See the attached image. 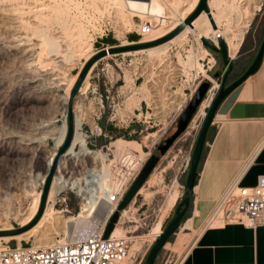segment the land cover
<instances>
[{
    "label": "rangeland",
    "instance_id": "rangeland-1",
    "mask_svg": "<svg viewBox=\"0 0 264 264\" xmlns=\"http://www.w3.org/2000/svg\"><path fill=\"white\" fill-rule=\"evenodd\" d=\"M158 1L171 18L180 17L194 7L195 2L197 4L199 2V0ZM119 2L115 4L113 0H0V92L2 94L5 91L2 96L5 100L7 99L5 104L8 103L7 106H0V146L4 147V152L0 155V190H4L9 181L20 185L18 190L20 192L17 191L15 196H11V199L10 196L7 197L9 200L0 196V203H2L0 204V230L6 229V231H0L1 233L26 227L38 215L44 190V184L41 182L43 181L42 175H38L42 174L41 172L45 173L46 164L53 153L60 161L71 147L60 153L67 136V132L64 135V127L68 126L69 113L72 115L74 124L76 120L81 119L83 131L80 129V134L85 138L93 123L90 111L96 106L100 97L103 101V108L100 110L97 122L101 123L108 133L111 131L110 134L113 135L111 140L96 136L85 138L89 153H91L86 159L87 168L82 175L83 179L78 184L82 192L90 198H106L111 181L110 174L113 170L111 166L117 161L119 152L129 150L134 154H140L142 148L149 144L148 134L152 130L150 126L157 121L152 109L155 97L160 90V73L158 74V72L161 52L143 51L151 49L149 48L106 55L105 59L101 58L92 64L78 90L72 94L80 73L95 56L96 51L107 46H130L133 45L132 42L140 44L147 41L146 37L137 35V29L141 21L151 19L147 18L148 15L144 13L129 11L122 1ZM209 2L213 6L217 3L216 0H209ZM176 3H179L178 6ZM217 4L210 7L223 19L219 24L223 36H233L235 40L233 42L237 44L242 33L245 32L239 53H244L252 47H259L264 34V0H218ZM174 9L179 12H177L178 15L175 14ZM154 22L156 34H163L164 31L160 29V18H156ZM196 33L200 34L197 31ZM130 36H135L137 41H132ZM47 40L49 41L47 42ZM111 40H113L112 43H108ZM55 42L57 46L61 44L60 47H57L56 44L54 46ZM15 46L18 48L16 49ZM24 48L34 49L33 56L37 57L34 63L29 62L26 55L22 53ZM217 57L218 63L221 64L218 55ZM28 67L30 68L28 69ZM37 79L45 81H40V86L37 87L38 91L32 90L31 94L48 98L46 99L48 101L43 105H37V103H33L34 106L22 105L20 101L27 91L25 88ZM24 85L26 86L24 87ZM93 87H96V94L92 92ZM7 91L8 93H6ZM180 92L181 89L177 91V93ZM69 100L72 103V108L70 111H66L62 104ZM37 106L40 108L38 109ZM56 111L55 127L62 133L56 130L54 135L39 136L37 141L40 142L36 143L37 149L36 145H34L35 148L30 149L27 146L32 139L28 131L29 125L48 117L49 114L56 113ZM174 130L175 128L169 135ZM63 137L64 141L58 147ZM21 138L24 142L21 141L22 144L19 142ZM6 145H8L7 148ZM192 150L193 148L190 149L187 142L175 145L161 164L159 163L153 170L142 186V192L137 193L132 203L124 209L126 212L120 218L116 234L126 236L129 239V245L125 258L118 264H145L147 254L158 238L156 236L160 235L161 231L163 232L168 222L163 223L162 226L160 223L168 214L171 217L174 209V207L172 209L173 204L179 203L184 196V182L188 171L182 173L183 161L188 154L191 156ZM99 153L103 157L97 161L96 172H93L94 157L92 156ZM154 153H156V149L152 152V154ZM53 171L51 173L54 179ZM166 176L170 180L169 182ZM12 177L14 180L11 179ZM24 190L28 193H24ZM1 192L0 194H2ZM18 194L21 195V198ZM38 195H41L38 211L24 226ZM18 196L19 198H17ZM234 198V196L228 198L224 208L229 207ZM83 202V198L75 191L66 190L59 196L54 206L57 211L61 212L60 216L63 217L60 219L61 221H48L49 223L45 224L46 227L41 228V234V229L36 227L41 222L42 215L39 222L37 221L34 226L21 234L0 235V246L5 244L38 246L40 240L44 239L42 237L44 234L48 238L51 237L49 242L80 236L81 228L87 224V221L93 220L87 218V221L81 223L78 219ZM46 209L47 203H45L43 211L45 212ZM71 218H74L72 224H64ZM67 225H72V227L67 230ZM28 232L32 233L24 236ZM155 237L156 239L153 240ZM175 238L176 236L173 235L169 239V245L165 247L164 251L162 249L156 264H175L176 260L182 257L189 239H185L179 246L172 247Z\"/></svg>",
    "mask_w": 264,
    "mask_h": 264
},
{
    "label": "built area",
    "instance_id": "built-area-1",
    "mask_svg": "<svg viewBox=\"0 0 264 264\" xmlns=\"http://www.w3.org/2000/svg\"><path fill=\"white\" fill-rule=\"evenodd\" d=\"M154 20H156L155 17L151 20L141 21L138 25L137 35L141 37L149 35L155 29ZM167 20L160 16V29L164 31L163 37L182 24L178 18H175L172 21L175 22L176 26L171 27L170 21ZM202 38L207 39L212 45L219 48L218 39L222 37L219 34H209L205 37L197 36L190 29L180 43L169 44L161 52L160 70L158 72V74L160 73V90L157 97H155L152 109L157 121L150 126L152 130L148 134V137H150L149 144L142 148L140 154L122 150L118 153L117 161L111 166L113 170L110 174L111 181L105 204L107 205V211L113 210L112 214L117 210L118 205L147 160L153 155L152 152L176 128L181 113L193 98L199 85L207 80L210 86L198 107L197 112L200 110L199 117L194 122L191 120L187 127V129L191 128L195 136H198L207 111L220 89V80L214 79L211 75V71L217 62L214 56L215 53L202 43ZM111 47L101 48L94 54L96 55L98 52L108 50ZM102 59H105V57ZM179 89H181V92L177 93ZM92 92L97 93L96 87L92 88ZM95 105L90 111L93 119L92 128L89 127L88 135L85 131V138L89 139L96 136L111 140L113 135L102 129L97 122L100 110L103 108V101L100 97ZM81 131H83L82 127ZM190 160L191 156L188 154L183 161L182 173L189 170ZM253 161L250 156L244 162L239 173L244 170V174ZM237 176L217 202L211 219L237 222L252 229L264 226V175L259 176L257 184L250 188L241 187L239 181L234 183ZM231 185H233L232 191L225 197ZM231 196L235 197L234 200L229 207L224 208L225 202ZM123 211L119 212V218L114 229L119 224ZM112 214L107 217L103 216L90 232L74 238L56 240L48 246L36 247L32 244L14 246L5 244L0 246V264H118L128 252L129 239L126 236L113 235L114 229L107 239H103L105 228Z\"/></svg>",
    "mask_w": 264,
    "mask_h": 264
},
{
    "label": "crops",
    "instance_id": "crops-1",
    "mask_svg": "<svg viewBox=\"0 0 264 264\" xmlns=\"http://www.w3.org/2000/svg\"><path fill=\"white\" fill-rule=\"evenodd\" d=\"M207 3L212 11L211 2L207 0ZM258 48L252 47L244 53L238 51L239 54L237 53L235 58L230 54V60L233 62L231 82L239 78L252 64ZM214 56L217 62L211 71L212 76L217 71L226 70L222 63H218L217 55ZM199 114L200 110L193 116V122L198 119ZM99 125L107 131L101 123ZM196 139L197 136L188 128L167 153L180 142H187L188 147L192 149ZM263 140L264 53L258 69L233 89L217 108L205 140L189 210L177 233L175 232L176 238L171 245L179 246L185 239H189L184 254L175 264H264V226L252 229L237 222L211 219L217 202L237 176L244 162ZM167 153L161 157L160 164ZM261 175H264V147L242 176L240 186L254 187ZM166 178L169 182L167 176ZM141 192L142 190L138 194ZM176 205L177 203L173 204L171 217L168 214L160 223L161 226L170 221ZM188 223L191 228H186ZM167 245L169 242L162 248L163 251ZM162 249L156 257L155 264Z\"/></svg>",
    "mask_w": 264,
    "mask_h": 264
},
{
    "label": "bare ground",
    "instance_id": "bare-ground-1",
    "mask_svg": "<svg viewBox=\"0 0 264 264\" xmlns=\"http://www.w3.org/2000/svg\"><path fill=\"white\" fill-rule=\"evenodd\" d=\"M114 1V3L115 4H117L119 1H122L123 2V4H124V6L125 7H127V9L130 11V10H132V11H135V12H140V13H144V14H146V15H148L147 16V18H150V19H152L151 17H156V18H160V16H163L164 18H166V19H168L170 22V26L171 27H173V26H176L175 25V22L174 21H172V20H175V18H171L170 17V15H167L166 14V11H165V9L163 8V6L160 4V2L158 1V0H113ZM165 1V0H164ZM195 1H197V0H195ZM216 2L218 3V0H216ZM120 3V2H119ZM186 3V2H185ZM193 3V2H192ZM191 3V4H192ZM217 3H215L214 4V6H216V5H218ZM179 4V3H178ZM178 4L176 3V5L178 6ZM262 4V3H261ZM185 5H187V4H185ZM194 5V7H192V6H190V7H192L188 12H186V13H183L182 15H180V17H176V18H178L179 20H180V22L181 23H183L185 20H186V18L189 16V14L195 9V6L197 5V2H195V4H193ZM212 5V4H211ZM213 5L211 6V7H214ZM172 8V7H171ZM170 8V9H171ZM178 8V7H177ZM253 8H255V7H253ZM260 8V7H259ZM176 9V8H175ZM174 9V10H175ZM257 9V8H256ZM255 9V10H256ZM177 10V9H176ZM175 10V11H176ZM218 10V9H217ZM175 11H173V12H175ZM181 11V10H180ZM220 11V10H219ZM257 11V10H256ZM172 12V11H171ZM178 11H176L175 12V14L176 15H178V13H177ZM253 12V11H252ZM254 13V12H253ZM252 13V14H253ZM4 14V13H3ZM211 16H212V19L214 20V23H215V25H216V29L214 30L213 28H212V26H211V24H210V21H209V19H208V17H207V15L203 12V13H201L193 22H192V24H191V26L189 27V26H185L184 27V29L180 32V33H178L175 37H173L171 40H170V42L168 41V42H166V43H163V44H161V45H158V46H154V48L153 47H151V49H149V50H143V51H147L148 53H157V52H162V51H164L166 48H167V46L169 45V44H174V43H176V42H179L180 43V41L181 40H183V38H184V36H185V34L188 32V31H190V29H192L193 30V32L197 35V36H207V35H209V34H212V35H216V34H219V36L220 37H222L224 40H225V43H226V45H227V49H228V54H229V56H230V54H231V56L233 57V58H235V56L237 55V53H238V51H239V48H240V46H241V42H242V40H243V35H244V33L245 32H243L242 33V35H241V38H240V40H239V42L237 43V44H235L234 42H233V40H234V37L233 36H231V35H228V36H226V37H224L223 35V32H221L220 31V29H219V24H220V20L222 19L220 16H218L216 13H214V12H212L211 11ZM173 17H175V16H173ZM223 17V16H222ZM252 19V18H251ZM167 20V21H168ZM223 20V19H222ZM6 21V20H5ZM158 21H159V19H158ZM183 21V22H182ZM249 22V21H248ZM247 28V27H246ZM196 31L197 32H199L200 34H197L196 33ZM157 32H156V30L155 29H153V31L149 34V35H145V36H143V37H146L147 38V41H144V42H150V41H155V40H158V39H160L161 37H163V34H161L160 33V35H158V34H156ZM163 33V32H162ZM226 33V32H225ZM44 38V37H43ZM10 39V38H9ZM236 39H237V37H236ZM44 41H46V40H44ZM49 40H47V42H48ZM52 41V40H51ZM235 41V40H234ZM237 41V40H236ZM10 42V41H9ZM46 42V43H47ZM58 42V41H57ZM12 43H14V42H12ZM230 43V44H229ZM1 44V43H0ZM55 44H56V42L53 44L54 46H55ZM228 44H229V46H230V52H229V46H228ZM5 45H7V44H5ZM8 45H10V44H8ZM15 45H17V44H15ZM33 45V44H32ZM53 45H52V47H53ZM61 45V44H60ZM60 45L58 44V46H57V44H56V46L57 47H60ZM45 46V45H44ZM50 46H51V44H50ZM9 47V46H8ZM12 47V46H11ZM34 47V46H33ZM1 48V47H0ZM14 48V47H13ZM12 48V49H13ZM15 48H16V46H15ZM14 48V49H15ZM17 48H18V46H17ZM16 48V49H17ZM43 48V47H42ZM45 48V47H44ZM54 48V47H53ZM25 49V48H24ZM17 51V50H16ZM18 51H20V50H18ZM21 51H23V50H21ZM33 51H34V49L33 48H27V49H25L22 53L23 54H25L26 55V58L28 59V61L29 62H35L34 60H36V58H34V56H33ZM56 51H57V49H56ZM14 53V52H13ZM17 53V52H16ZM20 54V53H19ZM19 54H17L18 56H19ZM39 55V54H38ZM109 55V54H108ZM12 56V55H11ZM37 56V55H36ZM231 56H230V58H231ZM23 59V58H22ZM26 59V60H27ZM40 59V58H39ZM24 61H25V56H24ZM43 62V61H42ZM54 62V61H53ZM44 63V62H43ZM46 63V62H45ZM55 63V62H54ZM31 67V66H30ZM30 67H28V69L30 68ZM39 70H41V69H39ZM50 70V69H49ZM31 71V70H30ZM36 71V70H35ZM38 71V70H37ZM53 71V70H52ZM32 72V71H31ZM40 72V71H39ZM38 72V73H39ZM42 72V71H41ZM36 73V72H35ZM37 74V73H36ZM47 74H48V72H47ZM41 75V74H40ZM36 76V75H35ZM43 76H47V75H43ZM49 76V75H48ZM47 76V77H48ZM54 76V75H53ZM41 77V76H40ZM54 77H56V76H54ZM52 78V77H51ZM47 79V78H46ZM62 79V78H61ZM33 80V79H32ZM42 80V79H41ZM40 80V81H41ZM52 80V79H51ZM58 80V79H57ZM39 79H37V80H34V81H32L31 82V84L27 87V88H25V89H27V91H25V96L23 97V99H21V101H20V103L22 104V105H33L34 106V104L33 103H37V105H43V103H46L48 100H46V99H48V98H44V97H40V96H36L35 94H31V91L32 90H37V87L38 86H40L39 85ZM45 81V80H44ZM44 81H41V82H44ZM4 82V81H3ZM3 82H2V84H3ZM48 82V81H47ZM46 82V83H47ZM57 82H59V81H57ZM56 82V83H57ZM1 83V82H0ZM28 83V82H27ZM50 83V82H49ZM41 84V83H40ZM46 85V84H45ZM45 85H44V87H45ZM52 85H54V84H52ZM2 86V85H1ZM7 86V85H6ZM26 85H24V87H25ZM51 86V85H50ZM55 86V85H54ZM60 87V86H59ZM58 87V88H59ZM5 88V87H4ZM3 88V89H4ZM8 89V88H7ZM10 89V88H9ZM24 89V88H23ZM22 89V90H23ZM24 89V90H25ZM48 89V88H47ZM49 89H50V87H49ZM1 90V89H0ZM38 91V90H37ZM41 91H42V89H41ZM54 91V90H53ZM84 91V90H83ZM83 91H82V93H83ZM5 92V91H4ZM3 92V93H4ZM26 92H27V94H26ZM29 92V93H28ZM34 92V91H33ZM32 92V93H33ZM45 92V91H44ZM2 93V94H3ZM6 93H8V91L6 92ZM43 93V92H42ZM55 93H56V91H55ZM2 94H1V92H0V106L2 107V105L4 106V105H6V104H8V103H6L5 104V102H7L4 98H3V96H2ZM38 94V93H37ZM24 95V94H23ZM46 95V94H45ZM49 95V94H48ZM5 96V95H4ZM10 96V95H9ZM55 96V95H54ZM53 96V97H54ZM78 96H80V95H78ZM6 98H7V96H6ZM50 98H52V97H50ZM9 100V99H8ZM62 101V100H61ZM74 103V102H73ZM63 105V107L66 109V111L68 110V111H70L71 110V108H72V103L70 102V100L67 102V103H64V104H62ZM7 106V105H6ZM60 106V105H59ZM58 107V106H57ZM20 108V107H19ZM32 108V107H31ZM34 108V107H33ZM37 108H38V106H37ZM40 108V107H39ZM38 108V109H39ZM41 108H42V106H41ZM64 108H62V109H64ZM28 110H30V109H28ZM64 111V110H63ZM28 112V111H27ZM17 113V112H16ZM23 113V112H22ZM67 113V112H66ZM56 114H57V111H56V113H52V115H48V117H44V119L42 118V119H40V120H38L37 122H35V123H32L31 125H29V134H30V136L32 137V139H30V141H29V144L28 143H26V144H28L27 146H29V148L31 149V148H35L34 147V145H36V143L37 142H40V141H37L38 140V137L39 136H42V135H44V134H48V135H54L55 134V132H56V130L58 129H56V127H55V121H56ZM16 115V114H15ZM81 120V119H80ZM80 120H76V122H75V124H74V120H73V135H72V139H71V142H70V144H69V146H68V148H69V150H68V152L62 157V159L60 160V161H58L57 160V156H56V154H54L53 153V155L49 158V160H48V162H47V164H46V168H45V170H44V174H43V172H41L42 174H39L38 176H40V175H42V179H43V181H41V182H43V184L45 185V183H46V180H47V177H48V175L53 171L54 173V179H53V176H52V179H51V183H50V187H49V190H48V193H47V197H46V203H47V209L45 210V212L43 211L42 212V214H41V216L43 215V217H42V220H41V222L37 225V229H41L43 226H45V224L47 223H49L48 221H56V220H60V219H62L63 217L62 216H60L61 215V212L60 211H57L56 209H55V204L57 203V200H58V198H59V196L60 195H62V193L63 192H65L66 190H72V191H75L79 196H81L82 198H83V207H82V211H81V213L79 214V216H78V219L81 221V223L83 222H85V220L87 219V218H92L91 220L92 221H87V224H85L82 228H81V231H80V236H82V235H84V234H86V233H88V232H90L91 230H93L94 228H95V225L97 224V222L103 217V216H105V217H107V216H109L110 214H112V212H113V210H108L107 211V205L105 204V199H101V198H90L86 193L84 194L83 192H82V189L79 187V181H81V179H83L82 178V175H83V173H84V171L86 170V168H87V163H86V159L90 156V153H89V150H88V147H87V144H86V141H85V138L80 134V129H81V122H80ZM35 121V120H34ZM30 122V121H29ZM33 122V121H32ZM24 125V124H23ZM26 126H28L27 125V123H26ZM23 127V126H22ZM28 129V128H27ZM27 131V132H28ZM57 131H60V130H57ZM26 132V133H27ZM61 132V131H60ZM66 132H67V126H65L64 127V135H66ZM16 133V132H15ZM24 133V132H23ZM25 133V134H26ZM62 133V132H61ZM82 133V132H81ZM1 134V133H0ZM3 134V133H2ZM9 134V133H8ZM57 134V133H56ZM83 134V133H82ZM27 135V134H26ZM5 136V135H4ZM3 136V137H4ZM7 136V135H6ZM10 136H11V134H10ZM56 136V135H55ZM1 137V136H0ZM16 137V136H15ZM18 137V136H17ZM57 137V136H56ZM24 138V137H23ZM73 138H74V140H73ZM3 140V139H2ZM12 141V140H11ZM10 141V142H11ZM15 141H16V139H15ZM14 141V142H15ZM22 141V138H21V140H19V142H21ZM63 141H64V137H63V139L59 142V145H58V147H60L61 145H62V143H63ZM4 142V141H3ZM6 142V141H5ZM23 142V141H22ZM22 142H21V144H22ZM9 143V142H8ZM24 143V142H23ZM13 144V143H12ZM16 144H18V143H16ZM20 144V143H19ZM18 144V145H19ZM41 144V143H40ZM40 144H39V146H40ZM43 144V143H42ZM3 145V144H2ZM14 145V144H13ZM12 145V146H13ZM7 146L8 145H6V148H7ZM10 146V145H9ZM20 147H21V145H20ZM25 147V149H26V146H24ZM264 147V140L258 145V147L254 150V152L252 153V155H251V160L253 161L255 158H256V156L258 155V153H259V151L262 149ZM4 147L3 146H0V155H2L3 154V152H4V149H3ZM67 148V149H68ZM21 149V148H20ZM36 149H37V145H36ZM35 149V150H36ZM41 149V148H40ZM121 149V148H120ZM119 149V150H120ZM23 150V149H22ZM39 150V149H38ZM15 151V150H14ZM32 152H34V151H32ZM9 153V152H8ZM28 153V152H27ZM15 154V153H14ZM35 154V153H34ZM33 154V155H34ZM100 154V153H99ZM99 154H93V156L92 157H94V163H93V169H92V171L93 172H96V163H97V161L98 160H100V159H102V155L100 156ZM36 155V154H35ZM34 155V156H35ZM92 155V154H91ZM6 156V155H5ZM32 156V155H31ZM30 157V156H29ZM243 172H244V170L242 171V172H240L239 174H238V176H237V178L235 179V181H234V183H237L238 181L240 182V180H241V178H242V176L245 174H243ZM51 175H52V173H51ZM29 176V175H28ZM28 176H27V178H28ZM25 178V177H24ZM85 178V177H84ZM87 178V177H86ZM11 179H13V177L11 178ZM10 179V180H11ZM31 179V178H30ZM14 180V179H13ZM19 180V179H18ZM20 180H21V178H20ZM19 180V181H20ZM27 181H28V179H26ZM16 181V180H15ZM53 181V182H52ZM22 183H24V182H22ZM79 183V184H78ZM3 185V184H2ZM26 185H28V184H26ZM30 186V185H29ZM233 185H231V187L229 188V191H227V193H226V195H225V197L230 193V191H232V187ZM22 187H25V186H22ZM19 188H20V185H19V183H16V182H14V181H9L6 185H5V189L4 190H0V192L2 193V194H0V196L2 197V198H5V200H9L8 198H9V196H10V199H11V196L12 195H14L15 196V194L17 193V191L19 190ZM22 189V188H21ZM142 189V188H141ZM140 189V190H141ZM139 190V191H140ZM28 191V190H27ZM84 191V190H83ZM139 191H138V193H139ZM18 192H20V191H18ZM22 192V191H21ZM23 193V192H22ZM22 193H20L21 195H22ZM24 193H28V192H26V190H24ZM106 194H107V192H106ZM19 195V194H18ZM21 195H19L20 196V198H21ZM19 196L17 197V198H19ZM23 196V195H22ZM0 197V198H1ZM8 197V198H7ZM26 197V196H25ZM40 197H41V195H38V197L35 199V204H34V207H33V209H32V207H31V209H32V212H31V214H29L30 216H29V218L27 219V220H25V224H24V226H26V224H28L30 221H31V219L35 216V214L37 213V211H38V208H39V202H40ZM7 198V199H6ZM15 200H17V199H15ZM10 201H13V200H10ZM7 202V201H6ZM34 203V202H33ZM0 204H2V203H0ZM7 204V203H6ZM126 212V210H124L123 212H122V214L123 213H125ZM44 213V214H43ZM41 216H40V218H41ZM76 219V218H75ZM40 220V219H39ZM90 220V219H89ZM61 221V220H60ZM39 222V221H38ZM64 222V221H63ZM74 222V218H71L70 220L68 219L67 221H66V223H64V224H72ZM57 223V222H56ZM65 226V225H64ZM118 226V225H117ZM117 226L115 227V229H114V231H113V235H120V234H116V231H117ZM46 227V226H45ZM68 229L67 230H69L71 227H72V225H67L66 226ZM186 228H191L190 227V223H188L187 225H186ZM44 230H46V229H44ZM0 231H6V229H3V230H0ZM40 231V230H39ZM41 234H42V229H41ZM43 232H45V231H43ZM70 232V231H69ZM32 232H28V233H26V234H24V236H28L29 234H31ZM74 235V234H73ZM42 236V235H41ZM69 236V235H68ZM42 237H44V239H41L40 240V242H39V244H38V246H36V247H42V246H47V245H49V244H53L54 242H49L50 241V238H48V237H46V235L44 234ZM52 240V239H51Z\"/></svg>",
    "mask_w": 264,
    "mask_h": 264
},
{
    "label": "water",
    "instance_id": "water-1",
    "mask_svg": "<svg viewBox=\"0 0 264 264\" xmlns=\"http://www.w3.org/2000/svg\"><path fill=\"white\" fill-rule=\"evenodd\" d=\"M205 13L210 21V24L212 28L215 30L216 25L214 23V20L212 19L211 16V11L208 7L207 0H199L195 10L186 18V20L173 29L169 34H167L164 37H161L158 40L155 41H150V42H145V43H140V44H133L130 46H119V47H111L108 50H102L98 52L84 67L82 72L80 73L79 79L74 87L73 93L74 94L79 86L81 85L86 73L88 72L89 68L100 60L101 58L105 57L106 55L110 54H115V53H124L127 51H134V50H141V49H148L154 46L161 45L163 43H166L170 41L173 37H175L178 33H180L185 26H191L192 22L201 14ZM202 43L210 49L213 53L219 56L220 61L224 67H226V70H220L217 71L214 75L213 78L216 80H220V89L218 94L216 95L215 99L212 102L211 107L207 111L206 118L203 122V125L199 131V134L197 136L192 154H191V160H190V165H189V170L187 172L186 178H185V191H184V196L182 200L179 202V204L176 206L174 214L170 221L167 223L165 226L163 232L158 236V238L155 240L153 246L149 250L145 264H155L156 257L160 250L165 246V244L168 242V240L175 234V232L179 229V226L186 216L190 203H191V197H192V192L193 188L195 186L196 178L198 176V166L204 151V145H205V140L208 134L209 129L211 128V123L213 122V119L215 117L217 108L219 104L222 102V100L237 86H239L241 83H243L250 75H252L259 67L263 53H264V34L261 40V43L259 45L257 54L252 62V64L247 68V70L236 80L231 82L229 80L230 73L233 69V62L230 60V56L228 54V49L227 45L224 42L222 38L218 39V46L219 48H216L214 45H212L207 39L202 38L201 39ZM210 83L205 80L203 81L198 89L196 90L195 94L193 95V98L190 100L186 108L183 110L181 113L177 124L175 131L168 136L165 140H163L156 148V153H154L145 163L143 166L142 170L138 174V176L135 178V180L132 182L131 186L127 190L126 194L124 195L122 201L117 207V210L112 214V216L109 219V222L105 228L104 234H103V239H107L110 233L113 231L115 224L118 221L119 218V212L124 210L128 205L132 203L134 200L135 196L137 195L138 191L142 188V186L145 184L157 164L159 163L161 157H163L167 151L173 146L174 142L182 136L188 125L190 124L193 116L196 114L198 107L200 106L205 92L209 88ZM73 119L71 113H69L68 116V126H67V136L65 140V144L60 150V153L64 152L72 139L73 135ZM52 175L51 173L48 175L46 183L44 185V190L41 198V203H40V208L38 215L36 218L31 222L26 227L14 230V231H9L6 233H1L0 235H18L21 234L28 229H30L32 226L36 224V222L39 220L43 210L44 206L46 203V197L47 193L50 187Z\"/></svg>",
    "mask_w": 264,
    "mask_h": 264
},
{
    "label": "trees",
    "instance_id": "trees-1",
    "mask_svg": "<svg viewBox=\"0 0 264 264\" xmlns=\"http://www.w3.org/2000/svg\"><path fill=\"white\" fill-rule=\"evenodd\" d=\"M130 38H132V41H137V39H136V37L135 36H130ZM112 41L113 40H111L110 42H108V43H112ZM111 45H113V44H111ZM179 203H177V205H178ZM176 205V206H177ZM176 206H175V208H176ZM169 241V240H168Z\"/></svg>",
    "mask_w": 264,
    "mask_h": 264
},
{
    "label": "flooded vegetation",
    "instance_id": "flooded-vegetation-1",
    "mask_svg": "<svg viewBox=\"0 0 264 264\" xmlns=\"http://www.w3.org/2000/svg\"><path fill=\"white\" fill-rule=\"evenodd\" d=\"M229 80H230V77H229Z\"/></svg>",
    "mask_w": 264,
    "mask_h": 264
}]
</instances>
